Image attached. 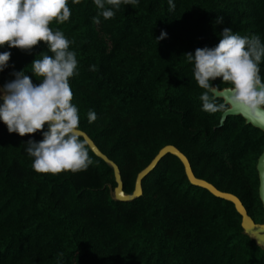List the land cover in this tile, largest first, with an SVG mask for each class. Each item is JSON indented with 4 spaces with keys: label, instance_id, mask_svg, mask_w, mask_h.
Returning a JSON list of instances; mask_svg holds the SVG:
<instances>
[{
    "label": "trees",
    "instance_id": "trees-1",
    "mask_svg": "<svg viewBox=\"0 0 264 264\" xmlns=\"http://www.w3.org/2000/svg\"><path fill=\"white\" fill-rule=\"evenodd\" d=\"M173 2L171 11L168 0L122 4L114 18L93 24V0H68L72 16L50 27L74 41L78 74L69 83L80 128L118 164L125 190L172 143L197 176L238 195L262 221L256 163L264 132L240 114L219 126L221 113L204 112L203 89L183 54L216 46L225 27L264 42V0ZM5 51L11 58L0 72L3 85L20 70L41 82L31 63L52 54L46 43L31 53L0 46ZM260 69L264 79V59ZM89 110L97 114L92 123ZM30 139L42 140V132L21 137L0 120V264H264V249L243 232L234 203L191 183L173 153L143 177L140 196L115 200L113 169L89 147L87 170L42 174L31 167Z\"/></svg>",
    "mask_w": 264,
    "mask_h": 264
},
{
    "label": "clouds",
    "instance_id": "clouds-1",
    "mask_svg": "<svg viewBox=\"0 0 264 264\" xmlns=\"http://www.w3.org/2000/svg\"><path fill=\"white\" fill-rule=\"evenodd\" d=\"M93 2L97 9L93 24H99L101 17L114 18L122 4H138V0ZM168 2L169 10H174L173 0ZM72 3L79 5L81 0ZM71 16L68 0H0V46L31 53L43 41L52 53H41L31 63L39 84L25 70H20L13 71L14 79L0 89V120L9 133L23 137L42 132V140L30 139L26 143V151L33 157L31 167L37 173H76L87 170L93 163L89 142L81 136L79 109L72 103L74 93L69 80L78 74L77 54L70 49L74 41L61 29L50 27L53 21L63 24ZM222 22V17L216 21ZM219 35L221 39L216 46L198 47L194 53L183 54L193 64L194 78L203 89L199 96L202 110L209 114L228 113L236 106L264 125V79L260 69L264 42L256 35L234 33L230 27ZM166 36L162 32L156 38L160 41ZM10 58L11 52L0 53V72L8 66ZM90 70L95 71V65ZM218 78L229 87L221 90L213 83ZM87 119L94 122L96 112L89 110ZM258 245H264V241L258 240Z\"/></svg>",
    "mask_w": 264,
    "mask_h": 264
},
{
    "label": "water",
    "instance_id": "water-1",
    "mask_svg": "<svg viewBox=\"0 0 264 264\" xmlns=\"http://www.w3.org/2000/svg\"><path fill=\"white\" fill-rule=\"evenodd\" d=\"M228 87L229 85L219 87V88L223 90ZM2 88H3V84L0 82V89ZM230 114L242 115L245 118V122L251 123L254 126L259 127L264 132V125H260L257 121H255V119L249 113L245 112L244 109L240 107H236V106H234L231 109V111L228 113H221L220 121L218 125L219 126L222 125L227 115H230ZM80 132H81V136L84 139L88 140L89 142L88 147L96 155L103 158L113 169L114 179L116 181V184L114 186L109 185L110 195L113 199L132 200L135 197L140 196L143 193V187H142L143 177L155 167V165L158 163V161L163 155L170 152L176 155L182 161L185 174L187 175L191 183L203 186L209 189L213 194L232 201L237 211L241 214V225L243 228V232L248 234V236L251 239H253L256 244H258V240L264 241V219L262 221H255L252 218V216L248 213L245 205L243 204V202L241 201L238 195L230 191L219 189L209 180L203 177L197 176L193 172V169L191 167V164H190V161L187 155L183 151H181L176 145L172 143H167L163 145L162 147H160L159 150L156 152V154L151 158V160L137 172L132 191H127L123 187V179H122L118 164L98 147L95 141L90 137V135L85 130L80 128ZM256 168H257L258 177H259L258 192H259V196L262 201V205L264 209V147L258 156ZM260 247L264 249V245Z\"/></svg>",
    "mask_w": 264,
    "mask_h": 264
}]
</instances>
